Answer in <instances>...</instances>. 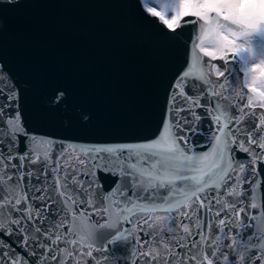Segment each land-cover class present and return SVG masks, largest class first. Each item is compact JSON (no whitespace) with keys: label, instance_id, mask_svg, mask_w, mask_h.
<instances>
[{"label":"water","instance_id":"95a60500","mask_svg":"<svg viewBox=\"0 0 264 264\" xmlns=\"http://www.w3.org/2000/svg\"><path fill=\"white\" fill-rule=\"evenodd\" d=\"M194 19L190 16L183 18ZM199 34L198 24L184 25L176 33L166 29L158 18L145 11L141 0H0V109H3L5 119L18 113L26 133L17 134L12 148L8 147L11 141L7 136L0 138V152L5 156H25L30 154L33 137L52 142L48 146L50 159L46 165L42 161L32 164L29 159H25L23 167H20V161L12 159L4 161L9 164L7 169H0L5 179L12 176V180H6L7 186L15 185L10 194L0 193V199L19 198L24 193L28 195L27 203L21 200V204L16 206L20 211L12 207L0 209V222L8 224L10 219H21L27 216L23 210L29 204L32 208V219L22 220L19 226L23 232L17 231L16 225L10 226V236L7 231L0 229V264H10L11 260H18L20 264H43L41 254L49 256L48 264H57V261L50 259L52 253H45V249L36 247L38 242L50 244V241L35 231L36 227L42 231L52 230L54 224H59L65 218L60 198L53 191L56 184L52 169L57 165L62 181L65 171L69 174V180L75 176L77 181L76 186L69 183L63 190L75 199L85 201L75 207L90 215L97 224L108 220L107 215L96 211L109 206V201L102 199V196L115 192L112 199L118 203H162L174 195L167 187L145 190L143 185L133 186L134 179L136 184H140L138 174L135 177L131 174L121 175L122 165L137 163L134 156L128 158V150L114 155L82 152L81 149L135 144L155 138L161 129L168 96L172 101V95L177 91L176 82L195 62L194 76L204 71L213 84L211 92L221 95L217 98L211 95L208 84L190 76L186 84H196L198 90L194 91L190 87L184 90L189 96L198 97L203 106L195 108L196 115L200 117L198 123L191 125L195 131H186L189 125H184V129L177 130V135L186 136L196 154L210 152L215 144L213 134L217 130L212 120L216 103L219 102L225 108L234 105L231 115L235 117L240 115L237 109L246 104V97L250 93L242 84L244 72L240 63L232 60L231 54L225 66V62L219 58L212 59L200 53L197 47ZM214 63L224 69L223 77L215 75L212 67ZM221 84L224 85L223 89ZM184 103L177 97L175 107L179 108ZM255 111L259 113L264 110L257 107ZM179 115L189 121L192 119L188 112ZM251 128L249 119H245L240 126V130ZM3 131L4 125L0 122V132ZM233 135L237 140L242 139L245 147L248 146L245 137L236 131H233ZM252 147L260 153L255 145ZM229 149L234 161L245 162L249 159V154L240 151L235 144H229ZM76 157L84 163L80 164ZM258 166L262 181L258 190L260 199L255 201L258 207H247L249 200L246 197L252 195L248 183L243 184L245 195L240 199L244 200L245 211L260 221L264 220L259 207L264 201V162ZM144 167H148V164L145 163ZM126 171L131 173L133 170ZM21 173L24 174L22 181L17 179ZM184 175L192 176L194 173L185 172ZM243 178L248 179V176ZM185 183L177 181V187H183ZM187 183L191 185L192 181ZM232 183L229 180L227 186L230 187ZM36 188L47 189L44 193L46 199H36L42 194L35 191ZM223 191L224 188H221L220 192ZM215 195L216 192L210 190L207 199ZM89 198L92 206L86 202ZM201 198L204 199V196ZM227 199L229 203L233 202L232 197ZM236 206L241 207L240 204ZM218 210L219 206L213 201L212 213L200 209L193 220L183 216L177 217V220L193 228L196 218H199L205 225V231L211 221V237L214 238L218 234L217 221L226 215L221 212L216 217L214 213ZM188 211L191 213L192 209ZM37 212L40 218L36 217ZM172 215L176 216V213ZM232 219L235 220V217ZM240 222L249 223L244 212L240 214ZM120 225L123 226L121 231L133 229L132 223L122 219L118 227ZM135 227L136 240L130 238L111 246H108V240L111 239L108 233H114L115 229H100L106 239L96 241L91 249V257L77 256L80 264H147L145 257L139 252L133 255V252L136 249L143 252L148 247L141 245L140 240L150 241L153 245L156 241H153L147 226L139 220ZM59 231L67 233L69 228L65 225ZM238 231L247 238L253 229L233 225L231 231L228 227L224 228V235L234 236ZM171 235L164 233V239L168 240ZM194 238L199 239L198 236ZM228 243L230 241L225 238L223 244ZM65 246L64 242H60L53 247L63 249ZM81 250L86 253L89 249L86 245L83 249L77 245V251ZM223 251L228 253L230 260L235 259L231 250L224 248ZM237 251H244L245 257L249 255L245 249L238 247ZM69 264L73 262L69 260Z\"/></svg>","mask_w":264,"mask_h":264},{"label":"snow or ice","instance_id":"6c2138e0","mask_svg":"<svg viewBox=\"0 0 264 264\" xmlns=\"http://www.w3.org/2000/svg\"><path fill=\"white\" fill-rule=\"evenodd\" d=\"M150 4L155 6L149 7ZM144 7L148 14L158 18L162 25L173 33H176L177 29H182L184 25H200V34L197 37L200 41L197 45L200 53L212 59L219 58L225 62V66L229 54H231V59L238 61L241 70L244 72L242 84L250 93L246 97V104L237 109L240 115L234 117L231 115L234 105L225 108L217 102L213 109L215 114L212 116V120L217 125L216 133L213 134L215 144L212 145L210 152L196 154L186 136L177 135V130L184 129V125H189L186 131H195L191 125L200 119L195 113V108L203 106L199 103L198 97L189 96L185 92V87H190L194 91L198 90L196 84L187 85L186 81L192 76L194 79H199L208 84V91L211 95L219 97L221 93L211 92V83L204 71L201 70L194 76L196 69L194 62L176 82L175 89L177 91L172 95V106L166 110L165 119L162 121L161 129L155 138L135 144L81 149L82 152L114 155H120L124 150H128V158L131 159L134 156L137 163L122 165L121 175L131 174L135 177L138 174L140 184H136L134 179L133 186L143 185L145 190L147 188L167 187L174 195L163 200L162 203H141L139 201L118 203L112 199V196L116 194L115 192L109 196H102V199L109 201V206L96 211L98 214L107 215L108 220L103 224H97L91 220L90 215L75 207L78 203H85V201H79L63 190L68 187L69 183L76 186L77 181L75 176L69 180L67 171L64 172L62 181L59 165H57L56 168L52 169L56 184L53 191L60 198L65 218L59 224H54L52 230L42 231L36 227L35 231L50 241V244L38 242L36 247L45 249V253H52L50 259L57 261V264H69V260L73 264H80L77 256L87 255L91 257L93 254L91 249L96 241L106 239L104 233L99 231L100 229H115L114 233H108V236L111 237L108 240V246H111L118 242H126L130 238L136 240L135 226L139 220L147 226V229L151 231L153 241H156L153 245L150 241L140 240L141 245H148V247L143 252H140L139 249L133 252V255L139 252L141 256L145 257L147 264H190V262L191 264H245V260H247V264H257V262L264 264V220L258 221L257 217L246 212L244 200L240 199L245 195L244 183L249 184V191L252 193L250 197H246L249 200L247 207L256 209L258 204L255 201L260 199L258 190L262 181L259 177L258 165L264 162V111L257 113L255 109L259 107L264 110V0H144ZM189 16L195 19L183 20L184 17ZM205 38H209L211 48L203 46ZM193 54L196 55L195 49H193ZM257 60H259L258 64L256 63ZM200 67L202 69L203 65L201 64ZM212 67L216 68L215 75L217 77L225 75L215 65ZM220 87L223 89L224 85L221 84ZM239 96L240 94L237 92V97L239 98ZM177 97L185 102L179 108L175 107ZM245 108L248 109L247 112H245ZM181 112H188L192 118L191 121L186 117H181L179 115ZM245 119H249L252 124L251 130H240ZM0 122H3L4 125V131L0 132V138L4 136L9 138L11 141L8 145L9 148L15 146L18 133L26 135L18 113L14 117L5 119L3 109H0ZM230 124L233 125L232 128L229 127ZM233 131L247 139V147H245L242 139L237 140ZM32 141L33 146L29 150V155L10 154L5 156L0 152V169H7L9 164L4 163V161H11L12 159H18L20 167H23L25 159H29L32 164L42 161L46 165L50 159L48 146L52 142L35 137L32 138ZM229 144H235L240 151L248 153L249 159L245 162L234 161ZM253 145L260 149L259 154L252 147ZM76 159L80 164L84 163V161L79 160V157ZM145 163L148 164V167H144ZM11 167H16V165H11ZM127 169L133 171L128 173ZM185 172H192L194 175L187 176L184 175ZM31 174L28 173V175ZM241 174L248 176V179H244ZM23 178L24 174L22 173L17 176L18 180L22 181ZM6 180H12V176L9 175L5 179V176L0 174V193L10 194L15 185L7 186ZM229 180L233 181L230 187L227 186ZM177 181H185L186 183L183 187L178 188ZM187 181H192L191 185ZM221 188H224L223 193L220 192ZM210 190H214L216 195L212 199H207ZM35 191L42 193L36 199H46L44 193L47 189L36 188ZM202 195L204 199L201 198ZM228 197L233 198L232 203L228 202ZM47 199H51V197H47ZM21 200L27 203V193L19 196V198L0 199V209L12 207L13 210L20 211L16 206L21 204ZM213 201L219 206V210L214 213L216 217H219L221 212L226 213L224 218L217 221L218 234L214 238L211 237V221L208 222L206 231L204 223L199 218H196L193 228H189L187 223L178 222L177 217L180 216L193 220L200 209H206L212 213ZM86 202L92 206L91 198ZM237 204H240L241 207L237 208ZM193 206L195 207L193 208ZM259 207L262 216H264V201ZM189 209H192L191 213L188 211ZM23 211L27 212V216H22L21 219H10L8 224L0 222V229L7 231L10 236L12 234L10 226L16 225L17 231L23 232V228L19 226L22 220L32 219L31 205L29 204ZM242 212L245 213L249 221L248 224L240 222ZM172 213H176V216H173ZM69 216L70 219H68ZM36 217L40 218L39 212L36 213ZM232 217H235V220ZM121 219L132 223L133 229L121 231L123 226L118 227ZM173 224H176V227H173ZM65 225L68 226L69 231L67 233L60 232L59 229ZM233 225L242 229L252 228L253 231L247 238L240 231L234 236L225 237L224 228L228 227L231 231ZM141 231L144 229L141 228ZM164 233H171L172 235L169 236L168 240H165ZM69 236L73 238L68 239ZM195 236H198L199 239L196 240ZM225 238L230 241L227 245L223 244ZM60 242H64L65 248L55 247L54 249L53 246ZM24 243H27V238H25ZM77 245L81 249L86 245L89 250L86 253L82 250L77 251ZM238 247L247 250L249 255L245 257L244 251H237ZM224 248L231 250L235 259L230 260L228 253L223 251ZM178 249L184 251L181 252ZM33 254L35 255V253ZM40 259L43 264H48L49 256L41 254ZM10 264H20V261L11 260Z\"/></svg>","mask_w":264,"mask_h":264},{"label":"rangeland","instance_id":"374dc122","mask_svg":"<svg viewBox=\"0 0 264 264\" xmlns=\"http://www.w3.org/2000/svg\"><path fill=\"white\" fill-rule=\"evenodd\" d=\"M143 1V3H144V0H142ZM149 7H154L155 5L154 4H150V5H148ZM158 10H162V9H158ZM174 14V13H173ZM169 18H171L170 16H169ZM204 47H208V48H211L212 47V45H211V43H210V40L208 39V40H205V43H204V45H203ZM256 63L258 64L259 63V60H257L256 61ZM217 67V66H216ZM220 70V69H219Z\"/></svg>","mask_w":264,"mask_h":264}]
</instances>
